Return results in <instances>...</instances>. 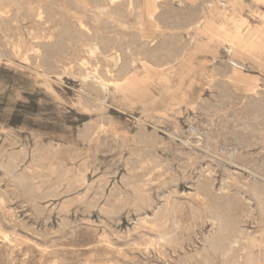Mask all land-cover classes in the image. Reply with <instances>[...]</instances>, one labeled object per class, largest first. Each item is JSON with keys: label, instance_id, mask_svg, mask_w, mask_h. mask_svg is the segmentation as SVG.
<instances>
[{"label": "rangeland", "instance_id": "374dc122", "mask_svg": "<svg viewBox=\"0 0 264 264\" xmlns=\"http://www.w3.org/2000/svg\"><path fill=\"white\" fill-rule=\"evenodd\" d=\"M135 1V10L125 7L126 0L120 1L122 5L118 2L112 8L117 6V10L107 9L112 15L107 11V15H100L92 0H24L21 6L12 7V14L0 10V264H243L245 259L237 258L243 252L225 257L213 254L208 247L207 238L217 230L211 223L208 205L197 197V189L203 184L213 194L211 198L207 196L210 202L217 198L223 203L228 197L229 202H241V208L249 200L242 205V211L248 215L244 211L240 229L244 236L264 241L261 211L257 202L242 190L254 183L264 190V0ZM35 4L45 8L46 24L38 22L33 12L30 14L29 9L37 8ZM79 5L83 10H79ZM68 14L74 16L72 21L76 16H84L92 27L102 16L99 20H103L102 25L106 21L105 33L132 52L136 53L140 46H151L159 56L169 48V42L168 45H174L169 49L179 48L181 57L165 67L153 63L145 67L139 58L133 57L128 78L131 80L127 82L136 89L115 80L128 53L123 62L116 64L106 54L98 57L101 61L97 65L91 60L99 75L94 78L90 73L86 77L92 68L84 69L81 63L82 59L87 60L84 38L71 44L58 35ZM159 14L155 20L154 15ZM200 15L204 24L190 25L189 20ZM135 19L140 21L134 22ZM52 33L49 39L47 36ZM32 49H39L41 55L35 59ZM100 62L105 65L100 66ZM79 68L81 71L76 74ZM108 71L114 76L110 77ZM82 179L85 182H79ZM140 195L146 196L157 209L166 203L175 209V225H166L175 233L169 240L157 239L150 222L152 213L149 212V222H144L145 212L133 201ZM262 245L264 242L261 255L256 252L257 264H264ZM115 250L121 253L117 255Z\"/></svg>", "mask_w": 264, "mask_h": 264}, {"label": "bare ground", "instance_id": "6f19581e", "mask_svg": "<svg viewBox=\"0 0 264 264\" xmlns=\"http://www.w3.org/2000/svg\"><path fill=\"white\" fill-rule=\"evenodd\" d=\"M55 1V0H54ZM88 1V0H87ZM120 1H122L123 2V0H92V3H93V7H95V10L101 15V14H104L103 12H105V11H107L108 12V10L107 9H112L115 5H117V3L118 2H120ZM125 1V0H124ZM135 1V0H134ZM22 2H24V0H0V10L1 9H3V10H6L4 13L5 14H7L8 12V14H12V13H10V11H11V9H12V7H14V6H21V4H23ZM51 2V1H50ZM122 2H120V4L122 3ZM136 2V1H135ZM228 2V1H227ZM236 2H238V1H236ZM25 3H27V2H25ZM52 3H53V1H52ZM68 3V2H67ZM73 3V2H72ZM91 3V4H92ZM138 2H136V4H137ZM231 3V2H230ZM77 4V3H76ZM90 4V3H89ZM120 4H118V5H120ZM221 4V3H220ZM32 5V4H31ZM33 5H34V3H33ZM36 5V4H35ZM71 5V4H70ZM78 5V4H77ZM122 5V4H121ZM125 5V4H124ZM124 5H123V7H124ZM24 6V5H23ZM26 6H29V5H26ZM72 6H74L75 7V3L74 4H72ZM90 6V5H89ZM230 6V5H229ZM30 7H32V6H30ZM36 7L37 8H35L34 10H31V9H29L30 10V14H31V12H33L32 13V16L34 15L35 16V19L37 18L38 19V22H41L42 23V21H44V16H46V18H47V14L46 15H44V13H46V10H45V8H43V6L42 5H36ZM67 7H68V5H67ZM76 7H78V6H76ZM117 7V6H116ZM115 7V8H116ZM120 7V6H119ZM122 7V8H123ZM125 7H127V9H134V2H133V0H126V6ZM137 7H138V5H137ZM48 8V7H47ZM69 8V7H68ZM67 8V9H68ZM70 8H71V6H70ZM80 8H82L80 5H79V10H83V9H80ZM114 8V9H115ZM121 8V7H120ZM140 8V7H139ZM157 8H158V5H157ZM194 8V7H193ZM230 8H232V6L230 7ZM94 9V8H93ZM114 9H112V10H114ZM138 9V8H137ZM72 10H75V9H73V7H72ZM85 10V9H84ZM92 10V9H91ZM91 10H89V11H91ZM116 10H117V8H116ZM123 10V9H122ZM135 10V9H134ZM88 11V10H87ZM110 11V10H109ZM118 11H119V9H118ZM137 11V10H136ZM193 11V10H192ZM198 11V10H197ZM49 12V11H48ZM79 12V11H78ZM80 12H82V11H80ZM93 12V14L95 13L94 11H92ZM97 12H96V14H97ZM110 12H112V11H110ZM123 12H125V11H123ZM138 12V11H137ZM190 12H191V10H190ZM201 12V11H200ZM19 13V12H18ZM50 13L51 14H53L52 13V10H50ZM49 13V14H50ZM72 13V12H71ZM77 13V12H76ZM87 12H85L84 14H86ZM119 13V12H118ZM136 13V12H135ZM140 13V12H139ZM193 13V12H192ZM197 13V12H196ZM205 13V12H204ZM24 14V13H23ZM25 14H27V16H28V13H25ZM48 14V15H49ZM98 14V15H99ZM105 14H106V12H105ZM104 14V15H105ZM108 14H110L109 12H108ZM115 14H116V12H115ZM115 14H113V16H115L116 17V15ZM121 15H122V12L120 13ZM119 14V15H120ZM137 14V13H136ZM198 14V13H197ZM98 16L97 17V19L95 20V23H96V25L94 26V27H92V26H90V25H87V23L85 22V19H84V16H76L75 18V21H72L73 20V18H74V16L72 15H67L68 17L66 18V19H64L63 20V22H61V23H63V27H62V30H59V31H61V32H59L60 34H58V35H60V37H61V39L64 41V40H68V41H70V43L72 42V43H80L81 42V38L83 39L84 38V40H85V44H86V52H85V50H84V52L86 53V55H87V60L86 59H82V65H83V68L84 67H91L92 68V70H90V71H92V72H89V74L86 76V77H90V73H92V76L94 77V78H97V76L99 75L98 74V68H97V66H94V65H97L96 63H98L99 61L98 60H100L98 57L99 56H101V55H104V54H106L107 56H109L110 58H111V61H114V63L116 64L117 63V61H121V62H123V57H124V54L126 53H128L127 54V57H128V59H127V61H125V65L124 66H122V68L119 66L118 68H121L120 70H119V72H118V75H116V82L117 81H121L122 83H123V85L125 84L126 86H129V88H131V89H136V86L135 85H132V84H129V82H127V79L129 78V74H131L130 73V69H131V66H132V64L134 63V61H133V57H137V58H139L138 60H139V62H141L142 64H143V66H148V65H151V63H153L154 65H157L158 67H162V66H168V65H170V64H172V63H174L175 61H177V59L179 58V57H181L180 56V52H178L179 51V48H178V46H177V50H170L169 48L171 47H173L172 45L170 46V44L168 45V43H167V46H169V48L167 49V48H165L164 49V54H161V55H157L156 54V52H155V49L154 50H151L150 48H151V46H150V44H149V46H150V48L149 47H141L140 46V48L138 49V51H136V53L135 52H132V50L129 48V47H127V46H122V45H118L117 43V41H115V40H113L111 37H109V35H107L106 33H105V27H103V25H105L104 23L106 22H104L103 23V25L100 23V20H99V18H101L102 16ZM107 15V14H106ZM110 15H112V14H110ZM118 15V16H119ZM125 15H126V13H125ZM140 15V14H139ZM138 15V16H139ZM162 15V14H161ZM171 15V14H170ZM188 15V14H187ZM1 16H3V15H1ZM23 16V15H22ZM31 16V17H32ZM52 16V15H51ZM137 16V17H138ZM155 16H160V14L159 15H154V19L155 20H157L156 18H155ZM189 16H190V14H189ZM188 16V17H189ZM17 17V16H16ZM15 17V18H16ZM94 17V16H93ZM105 17V16H104ZM108 17V16H107ZM112 17V16H111ZM110 17V18H111ZM120 17V16H119ZM122 17V16H121ZM125 17V16H124ZM162 17V16H161ZM187 16H186V18H188ZM14 18V17H13ZM21 18V17H20ZM23 18V17H22ZM33 18V17H32ZM51 18H53V17H51ZM163 18V17H162ZM170 18V17H169ZM183 18H184V16H183ZM34 19V18H33ZM105 19V18H104ZM113 19V18H112ZM111 19V20H112ZM164 19V18H163ZM9 20H13V19H9ZM48 20H49V18H48ZM52 20V19H51ZM108 20V19H107ZM136 20V19H135ZM167 20H168V18H167ZM1 21V20H0ZM7 21V20H6ZM102 22H103V20H101ZM124 21V20H123ZM123 21H121V22H123ZM139 21H140V19H139ZM139 21H134V22H139ZM158 21H159V19H158ZM161 21H163V20H161ZM181 21V20H180ZM188 20L186 19V22H187ZM191 21V22H190ZM45 22V21H44ZM43 22V23H44ZM110 22V21H109ZM133 22V23H134ZM163 22H166V20H164ZM168 22H169V20H168ZM172 22V21H171ZM170 22V23H171ZM189 22H190V25H203L204 24V22H205V20H204V18L200 15V16H197V17H192V19L191 20H189ZM9 23V22H8ZM23 23V22H22ZM41 23H39V24H41ZM47 23H49V21L47 22ZM169 23V24H170ZM184 23V22H183ZM10 24H11V22H10ZM38 24V25H39ZM45 24H46V22H45ZM44 24V25H45ZM111 24V23H110ZM137 24V23H136ZM140 24V23H139ZM158 24V23H157ZM160 24V23H159ZM166 24V23H165ZM168 24V25H169ZM178 24V23H177ZM176 24V25H177ZM180 24H181V22H180ZM184 24H186V23H184ZM9 25V24H8ZM13 25V24H12ZM12 25H9L10 27L12 26ZM30 25V24H29ZM29 25H27V26H29ZM36 25V24H35ZM34 25V26H35ZM38 25H36V27H38ZM75 25H76V27H75ZM111 25H114V22H113V24H111ZM170 25H172V24H170ZM169 25V26H170ZM187 25V24H186ZM31 26V25H30ZM47 26V25H46ZM136 26H138V25H136ZM164 26V25H163ZM167 26V25H166ZM178 26V25H177ZM192 26H190V27H192ZM13 27V26H12ZM111 27V26H110ZM168 27V26H167ZM170 27H172V26H170ZM170 27H169V29H170ZM174 28H175V25L173 26ZM172 27V28H173ZM179 27V26H178ZM182 27V26H181ZM190 27H189V29H190ZM250 27V26H249ZM108 28H109V26H108ZM50 29H52V27H50V28H48V30H50ZM153 29V28H152ZM158 29V28H157ZM185 29V28H184ZM259 29V28H258ZM264 29V28H263ZM180 30V29H179ZM117 31V30H116ZM3 32V31H2ZM240 32V31H239ZM258 32V31H257ZM155 33V32H154ZM164 34V33H163ZM172 35H174V34H172ZM253 35H255V34H253ZM46 36V35H45ZM44 36V37H45ZM59 37V36H57V35H54V37ZM137 36V35H136ZM146 36V35H145ZM165 36V35H164ZM166 36H168V35H166ZM175 36V35H174ZM190 36V35H189ZM13 37V36H12ZM41 37H42V35H41ZM49 39L50 38H52L53 37V33L52 34H50L49 36H47ZM55 37V38H56ZM59 37V38H60ZM113 37V36H112ZM134 37V36H133ZM155 37V36H154ZM169 37V36H168ZM172 37V36H171ZM176 37V36H175ZM179 37V36H178ZM178 37H176V39L178 38ZM255 37V36H254ZM152 38V37H151ZM179 38H181V37H179ZM238 38V37H237ZM16 39V38H15ZM47 39V38H46ZM46 39H44V40H46ZM120 39V38H119ZM129 39V38H128ZM131 39V38H130ZM136 39V38H135ZM156 39H157V37H156ZM164 39V38H163ZM174 39V38H173ZM251 39V38H250ZM19 40V39H18ZM54 40V39H53ZM52 40V41H53ZM56 40V39H55ZM132 40H134L133 38H132ZM167 40V39H166ZM175 40V39H174ZM181 40V39H180ZM36 41V40H35ZM40 41V40H39ZM42 41V40H41ZM59 41H61V40H59ZM59 41H57V44H58V42ZM62 41V43H63V45H65L64 43L65 42H63ZM146 41V40H145ZM147 41H149V40H147ZM153 40L151 39L149 42H152ZM164 41V40H163ZM172 41V40H171ZM177 41V40H176ZM175 41V42H176ZM191 41V40H190ZM33 42V41H32ZM174 41H172V43H173ZM181 42V41H180ZM187 42H188V40H187ZM40 43V42H39ZM61 43V44H62ZM71 43V44H72ZM122 43V42H121ZM126 43V42H125ZM141 43V42H140ZM145 43V42H144ZM143 43V44H144ZM147 43V42H146ZM159 43H162V42H159ZM171 43V42H170ZM182 43V42H181ZM184 43V42H183ZM182 43V44H183ZM36 44V43H35ZM46 44V43H45ZM44 44V45H45ZM47 44H48V42H47ZM57 44H56V47H57ZM120 44V43H119ZM124 44V43H123ZM142 44V43H141ZM140 44V45H141ZM148 44V43H147ZM175 44V43H174ZM179 44V43H178ZM184 44H186V43H184ZM235 44V43H234ZM251 44V43H250ZM34 45V44H33ZM37 45V44H36ZM40 45V44H39ZM43 45V46H44ZM51 45V44H50ZM59 45V44H58ZM62 45V46H63ZM70 45V44H69ZM160 45V44H159ZM180 45V44H179ZM189 45V44H188ZM235 45H237V44H235ZM251 45H253V44H251ZM38 46V45H37ZM42 46V47H43ZM47 48L46 49H48V46L47 45H45ZM53 46V45H52ZM73 46V45H72ZM76 46H77V44H76ZM82 46V45H81ZM161 46V45H160ZM159 46V47H160ZM162 46H164V44L162 45ZM176 46V45H175ZM181 46V45H180ZM185 46V45H184ZM246 46V45H245ZM248 46V45H247ZM39 47V46H38ZM82 47H84V46H82ZM155 47V46H154ZM165 47V46H164ZM253 47V46H252ZM65 48V47H64ZM67 48V47H66ZM70 48V47H69ZM78 48V47H77ZM81 48V47H80ZM152 48H153V45H152ZM175 48V47H174ZM181 48H183V47H181ZM180 48V49H181ZM242 48H244V47H242ZM249 48V47H248ZM248 48H245V49H248ZM12 49H14V48H12ZM44 49V48H43ZM51 49V48H50ZM54 49V48H53ZM60 49H61V47H60ZM159 49V48H158ZM156 50V51H159V50ZM162 49V48H161ZM244 49V50H245ZM252 49V48H251ZM33 50V53H34V57H35V59L36 58H38L41 54H40V51H39V49H32ZM59 49H57V48H55V51H58ZM61 50H63V49H61ZM77 50V49H76ZM136 50H137V47H136ZM230 50V49H229ZM250 50V49H249ZM248 50V51H249ZM49 51V50H48ZM65 51V50H64ZM68 51H71V49L70 50H68ZM161 51V50H160ZM181 51V50H180ZM212 51H214L213 49H212ZM227 51V50H226ZM42 53L44 52V50L43 51H41ZM51 52V51H50ZM49 52V53H50ZM72 52V51H71ZM70 52V53H71ZM74 52V51H73ZM72 52V53H73ZM81 52H82V50H81ZM247 52V51H246ZM32 53V52H31ZM56 52H54V54H55ZM59 53H61V51L59 52ZM64 53V52H63ZM75 53V52H74ZM84 53V54H85ZM162 53V52H161ZM204 53V52H203ZM212 53V52H211ZM216 53H218V52H216ZM216 53H214V54H216ZM14 54V53H13ZM28 54V53H27ZM45 54V53H44ZM43 54V55H44ZM48 54V53H47ZM46 54V57L47 56H49V54L47 55ZM51 54V53H50ZM58 54V53H57ZM159 54V53H158ZM30 55H32V54H30ZM70 55H72V54H70ZM75 55V54H74ZM78 55H80L79 53H78ZM77 54L75 55V56H78ZM212 55V54H211ZM211 55H209V56H211ZM231 55V54H230ZM233 55V54H232ZM15 56V55H14ZM61 56V55H60ZM81 56V55H80ZM105 56V55H104ZM234 56V55H233ZM28 57H29V55H28ZM44 57V56H43ZM53 57H54V55H53ZM127 57H125V58H127ZM159 57H160V59H159ZM212 57H214V56H212ZM240 57V56H239ZM67 58H69V57H67ZM231 58H233V57H231ZM230 58V59H231ZM30 59V58H29ZM44 59V58H43ZM47 59H49V58H47ZM46 59V60H47ZM62 59H64L63 58V56H62ZM190 59V58H189ZM203 59H204V57H203ZM212 59V58H211ZM91 60H93L94 61V65H91ZM126 60V59H125ZM43 62H44V60H42ZM48 61V60H47ZM51 61H53L52 59H51ZM63 61V60H62ZM101 61V60H100ZM188 61V60H187ZM241 62H242V60H240ZM34 62V61H33ZM37 61H35L34 63H36ZM39 62V61H38ZM58 62V61H57ZM56 62V63H57ZM195 62H197V61H195ZM200 62V61H199ZM233 62V61H232ZM239 62V61H238ZM34 63H33V65H34ZM42 63V62H41ZM45 63V62H44ZM43 63V64H44ZM48 63H50V62H48ZM51 63H53V62H51ZM55 63V62H54ZM61 63V62H60ZM101 63V62H100ZM179 63H181V62H179ZM202 63V62H201ZM230 63V62H229ZM59 64V63H58ZM64 64V63H63ZM120 64V63H119ZM178 64V63H177ZM186 64H188V62L186 63ZM239 64V63H238ZM247 64V63H246ZM37 65V64H36ZM39 65H40V63H39ZM45 65H47V63L45 64ZM54 65V64H53ZM81 65V64H80ZM102 65H105V63L103 64V63H101L100 64V66H102ZM121 65H122V63H121ZM141 65V64H140ZM180 65V64H179ZM214 65V64H213ZM231 65V64H230ZM41 66V65H40ZM39 66V67H40ZM61 66V65H60ZM100 66H99V68H100ZM181 66V65H180ZM228 66H229V64H228ZM249 66V65H248ZM53 67V66H52ZM177 67V66H176ZM175 67V68H176ZM185 67V66H184ZM196 67H197V65H196ZM241 67V66H240ZM253 67V66H252ZM36 68V67H35ZM45 68V67H44ZM47 66H46V70H47ZM54 68V67H53ZM64 68V67H63ZM81 68V67H80ZM80 68L77 70V72H76V74L79 72V70H80ZM82 68V69H83ZM144 68V67H143ZM183 68V67H182ZM181 68V69H182ZM188 68H190V67H188ZM215 68V67H214ZM228 68V67H227ZM251 68V67H250ZM41 69V68H40ZM52 69V68H51ZM85 69V68H84ZM180 69V70H181ZM230 69V68H229ZM239 69V68H238ZM256 69V68H255ZM44 70V69H43ZM65 70V69H64ZM166 70V69H165ZM179 70V71H180ZM184 70H186V69H184ZM45 71V70H44ZM52 71L54 72V70L52 69ZM81 71V70H80ZM101 71H103V75H104V70H101ZM117 70H115L114 72H116ZM139 71V70H138ZM163 71V70H162ZM172 71V70H171ZM193 71H195V70H193ZM214 71H216L215 69H214ZM225 71H227V70H225ZM46 72V71H45ZM51 72V71H50ZM75 72V71H74ZM82 72H84V71H82ZM106 72V71H105ZM143 72V71H142ZM153 72V71H152ZM168 72V71H167ZM174 72V71H173ZM192 72V71H191ZM190 72V73H191ZM228 72H231V71H228ZM49 73V72H48ZM62 73H63V71H62ZM85 73V72H84ZM175 73V72H174ZM193 73V72H192ZM196 73H197V71H196ZM226 73V72H225ZM71 74V73H70ZM69 74V75H70ZM100 74H101V72H100ZM148 74V73H147ZM170 74V73H169ZM182 74V73H181ZM216 74V73H215ZM228 74V73H227ZM235 74V73H234ZM44 76H47L46 74H43ZM72 75V74H71ZM108 75L110 76V77H113L114 75H112L111 74V71H108ZM137 75V74H136ZM218 75V74H217ZM229 75V74H228ZM236 75V74H235ZM240 75V74H239ZM58 76V75H57ZM105 76H107V75H105ZM171 76V75H170ZM196 76V75H195ZM227 76V75H226ZM240 76H242V75H240ZM36 77V76H35ZM75 77V76H74ZM133 77V76H132ZM135 77V76H134ZM152 77H154V76H152ZM182 77V76H181ZM189 77V76H188ZM193 77V76H192ZM198 77V76H197ZM262 77V76H261ZM78 78V77H77ZM101 78H102V76H101ZM107 78V77H106ZM139 78V77H138ZM138 78H136V79H138ZM169 78V77H168ZM213 78V77H212ZM246 78V77H245ZM46 79V78H45ZM103 79V78H102ZM104 79H105V77H104ZM141 79V78H140ZM170 79V78H169ZM215 79V78H214ZM93 80V79H92ZM129 80V79H128ZM130 80H131V77H130ZM129 80V81H130ZM173 80V79H172ZM230 80V79H229ZM43 81V80H42ZM47 81V80H46ZM89 81H91V80H89ZM93 81H95V80H93ZM150 81V80H149ZM216 81V80H215ZM233 81V80H232ZM261 81V80H260ZM263 81V80H262ZM134 82V81H133ZM183 82V81H182ZM198 82V81H197ZM227 82V81H226ZM251 82V81H250ZM95 83V82H94ZM99 83H101V82H99ZM120 83V82H119ZM118 83V84H119ZM191 83V82H190ZM189 83V84H190ZM213 83V82H212ZM228 83V82H227ZM246 83H248V82H246ZM84 85L86 84V83H83ZM88 84V83H87ZM96 84V83H95ZM94 84V85H95ZM116 84V83H115ZM114 84V85H115ZM91 85H92V83H91ZM97 85V84H96ZM102 85V84H101ZM120 85V84H119ZM118 85V86H119ZM150 85V84H149ZM44 86V85H43ZM88 86V85H87ZM98 86V85H97ZM191 86V85H190ZM117 87V86H116ZM93 88H95V90H98V89H96V87H93ZM264 88V87H263ZM86 89V88H85ZM89 89V88H88ZM140 89V88H139ZM46 90V89H45ZM87 90V89H86ZM92 90V89H91ZM91 90H90V92H91ZM188 90V89H187ZM47 91V90H46ZM89 91V90H88ZM93 91V90H92ZM99 91V90H98ZM106 91V90H105ZM123 91V90H122ZM256 91V90H255ZM47 92H49V91H47ZM259 92V91H258ZM52 93V92H51ZM96 93V92H95ZM147 93V92H146ZM258 94V93H257ZM263 94V93H262ZM261 94V95H262ZM53 95V94H52ZM97 95V94H96ZM95 95V96H96ZM120 95V94H119ZM125 95V94H124ZM123 95V96H124ZM182 95V94H181ZM249 95V94H248ZM252 95V94H251ZM136 96V95H135ZM146 96V95H145ZM264 96V95H263ZM101 98H102V95L100 96ZM122 97V96H121ZM251 97V96H250ZM260 97V96H259ZM57 98V97H56ZM55 98V99H56ZM81 98V97H80ZM125 98V97H124ZM146 98V97H145ZM175 98V97H174ZM254 98H256L255 96H254ZM263 98V97H262ZM130 99V98H129ZM176 99V98H175ZM189 99V98H188ZM215 99V98H214ZM248 99V98H247ZM250 99V98H249ZM252 99V98H251ZM257 99V98H256ZM259 99H261V98H259ZM83 100V99H82ZM126 100V99H125ZM145 100V99H144ZM253 100V99H252ZM258 100V99H257ZM86 101V100H85ZM90 101V100H89ZM92 101H93V99H92ZM127 101V100H126ZM135 101V100H134ZM133 101V102H134ZM262 101H264V100H262ZM140 102V101H139ZM170 102V101H169ZM186 102V101H185ZM184 102V103H185ZM255 102H257V101H255ZM254 102V103H255ZM137 103V102H136ZM160 103V102H159ZM158 103V104H159ZM164 103V102H163ZM167 103H168V101H167ZM179 104V103H178ZM82 105H84L83 104V102H82ZM164 105V104H163ZM256 105V104H255ZM95 106V105H94ZM130 106V105H129ZM159 106H161V105H159ZM159 106H157L158 107V109H159ZM90 107H92L91 105H90ZM98 107V106H97ZM172 107V106H171ZM170 107V108H171ZM194 107V106H193ZM259 107V106H258ZM264 107V106H263ZM95 108V107H94ZM142 108V107H141ZM139 109V108H138ZM161 109V108H160ZM259 109H260V107H259ZM95 110V109H94ZM132 110V109H131ZM151 110V109H150ZM90 111V110H89ZM93 111V110H92ZM145 111H146V109H145ZM148 111V110H147ZM264 111V110H263ZM144 112V111H143ZM170 113V112H169ZM181 113V112H180ZM260 113V112H259ZM149 114V113H148ZM260 115V114H259ZM261 116H263V114L261 115ZM102 117V116H101ZM100 117V119H102ZM157 119V118H156ZM97 121V119L95 120V122ZM103 121V120H102ZM140 121V120H139ZM156 121V120H155ZM138 122V121H137ZM142 122V121H141ZM94 124V123H93ZM92 124V125H93ZM126 124V123H125ZM143 124V123H142ZM95 125V124H94ZM118 125V124H117ZM122 125V124H121ZM140 125V124H139ZM138 126V125H137ZM260 126H261V124H260ZM88 127H90V125L88 124ZM94 127V126H93ZM95 127H96V125H95ZM178 127V126H177ZM262 127V126H261ZM100 128V127H99ZM140 128H142V127H140ZM144 128V127H143ZM264 128V127H263ZM85 129V128H84ZM92 129V128H91ZM98 129V128H97ZM103 129V128H102ZM138 129V128H137ZM145 129V128H144ZM178 129V128H177ZM253 129V128H252ZM86 130H87V128H86ZM95 130V129H94ZM99 130H101V129H99ZM140 130H142V129H140ZM139 130V131H140ZM255 130H258V129H255ZM79 131V130H78ZM85 131V130H84ZM130 131V130H129ZM144 131V130H143ZM178 131V130H177ZM259 131V130H258ZM257 131V132H258ZM263 131V130H262ZM90 132V131H89ZM196 132V131H195ZM215 132V131H214ZM254 132V131H253ZM261 132V131H260ZM264 132V131H263ZM262 132V133H263ZM85 133H87V132H85ZM84 133V134H85ZM91 133V132H90ZM116 133V132H115ZM135 133H137L136 131H135ZM192 133V132H191ZM194 133V132H193ZM211 133V132H210ZM81 134V133H80ZM89 134V133H88ZM87 134V135H88ZM99 134V133H98ZM144 134H145V131H144ZM169 134V133H168ZM206 134V133H205ZM208 134H209V132H208ZM86 135V136H87ZM100 135V134H99ZM137 135V137H138V134H136ZM151 135H153V134H151ZM177 135V134H176ZM211 135V134H210ZM259 135H260V133H259ZM84 136V135H83ZM85 136V137H86ZM91 136V135H90ZM194 136V135H193ZM192 136V137H193ZM208 136V135H207ZM212 136V135H211ZM77 137H79V136H77ZM82 137V136H81ZM80 137V138H81ZM93 137H95V136H93ZM99 137V136H98ZM134 137V136H133ZM144 137V136H143ZM148 137H150L149 135L147 136V138ZM154 137V136H153ZM152 137V138H153ZM169 137V136H168ZM199 137V136H198ZM214 137V136H213ZM250 137V136H249ZM140 138H141V136H140ZM147 138H145V140L147 139ZM155 138V137H154ZM176 138V137H175ZM76 139H78V138H76ZM82 139V138H81ZM80 139V140H81ZM96 139V138H95ZM143 139V138H142ZM172 139V138H171ZM242 139V138H241ZM87 140H90V139H87ZM139 140V139H138ZM144 140V139H143ZM181 140V139H180ZM206 140V139H205ZM212 140V139H211ZM237 140V139H236ZM249 140V139H248ZM93 141H94V139H93ZM149 141H153V139H151V140H149ZM197 141V140H196ZM208 141V140H207ZM154 142V141H153ZM153 142H151V143H153ZM184 142V141H183ZM214 142V141H213ZM258 142V141H257ZM137 143V142H136ZM143 143H145V141H143ZM187 143V142H186ZM209 143V142H208ZM211 143V142H210ZM255 143V142H254ZM134 144V143H133ZM142 144V143H141ZM157 144V143H156ZM213 144V143H212ZM251 144V143H250ZM249 144V145H250ZM256 144V143H255ZM137 145V144H136ZM144 146H145V144H143ZM142 145V146H143ZM147 145V144H146ZM154 147V146H153ZM214 147V146H213ZM216 147V146H215ZM264 147V146H263ZM148 147H146V149H147ZM151 148V147H150ZM224 148V147H223ZM208 149V148H207ZM150 150V149H149ZM215 150V149H214ZM23 152V151H22ZM150 152V151H149ZM212 152V151H211ZM227 152V151H226ZM241 152V151H240ZM37 153V152H36ZM134 153V152H133ZM144 153H146V152H144ZM213 153H215V152H213ZM247 153V152H246ZM137 154V153H136ZM141 154V153H140ZM149 154V153H148ZM151 154V153H150ZM220 154V153H219ZM135 155V154H134ZM209 155V154H208ZM212 155V154H211ZM246 155V154H245ZM132 156V155H131ZM139 157V156H138ZM151 156H149V158H150ZM225 157H227V156H225ZM145 158V157H144ZM143 158V159H144ZM244 158V157H243ZM11 159V158H10ZM9 159V160H10ZM146 159V158H145ZM242 159V158H241ZM34 160V159H33ZM129 160V159H128ZM139 160V159H138ZM165 160V159H164ZM231 160V159H230ZM240 160V159H239ZM14 161V160H13ZM39 161V160H38ZM44 161V160H43ZM127 161V160H126ZM131 161V160H130ZM140 161V160H139ZM192 161V160H191ZM235 161V160H234ZM241 162H243V160H240ZM224 162H226V161H224ZM40 163V162H39ZM127 163H128V161H127ZM237 163H238V161H237ZM240 163V162H239ZM244 163H246V162H244ZM249 163V162H248ZM7 164H9V162H7L6 163V165ZM41 164V163H40ZM125 164V163H124ZM6 165H4V166H6ZM11 165H13V164H11ZM192 165V164H191ZM247 165V164H246ZM255 165H256V163H255ZM80 166V165H79ZM156 166V165H155ZM163 166V165H162ZM14 168V166H10V168ZM42 167V166H41ZM157 167V166H156ZM168 167V166H167ZM252 167V166H251ZM256 167H257V165H256ZM6 168V167H5ZM9 168V169H10ZM16 168H17V166H16ZM15 168V169H16ZM151 168V167H150ZM259 168V167H258ZM264 168V167H263ZM8 169V168H7ZM66 169V168H65ZM152 169V168H151ZM154 169V168H153ZM254 169V168H253ZM255 169H257V168H255ZM56 170V169H55ZM259 170H261V168L259 169ZM69 171V170H68ZM130 171V170H129ZM243 171H245V170H243ZM13 172V171H12ZM76 172V171H75ZM161 172V171H160ZM259 172H261V171H259ZM263 172V171H262ZM71 173V172H70ZM131 173V172H130ZM147 173V172H146ZM210 173V172H209ZM257 173H258V171H257ZM19 174V173H18ZM66 174V173H65ZM67 174H68V172H67ZM172 174V173H171ZM259 174V173H258ZM264 174V173H263ZM10 175V174H9ZM175 175V174H174ZM210 175V174H209ZM17 176V175H16ZM20 176V175H19ZM173 176V175H172ZM211 176V175H210ZM242 176V175H241ZM72 177H73V175H72ZM81 177V176H80ZM132 177V176H131ZM146 177H147V175H146ZM27 178V177H26ZM83 178V177H82ZM138 178V177H137ZM140 178V177H139ZM200 178V177H199ZM228 178V177H227ZM245 178V177H244ZM17 179H19V178H17ZM16 179V180H17ZM71 179V178H70ZM77 179V178H76ZM75 179V180H76ZM85 179V178H84ZM132 179V178H131ZM201 179H202V177H201ZM205 179V178H204ZM207 179H209V178H207ZM229 179V178H228ZM231 179V178H230ZM21 180V179H20ZM23 180H24V178H23ZM128 180V179H127ZM133 180V179H132ZM147 180V179H146ZM206 180V179H205ZM212 180V179H211ZM69 181V180H68ZM82 182L83 183V181L85 182V180H79V182ZM131 181V180H130ZM171 181H172V179H171ZM207 181V180H206ZM209 181V180H208ZM207 181V183L209 184V182ZM21 182H23V181H21ZM78 182V181H77ZM126 182H128V181H126ZM143 182V181H142ZM205 182V181H204ZM203 182V183H204ZM225 182V181H224ZM224 182L222 181V183L224 184ZM240 182V181H239ZM23 183H25V181L23 182ZM27 183V182H26ZM69 183V182H68ZM166 183V182H165ZM200 183H201V181H200ZM202 183V184H203ZM214 183V182H213ZM221 183V184H222ZM242 183V182H241ZM131 184V183H130ZM138 184V183H137ZM198 184V183H197ZM212 184V183H211ZM243 185V184H242ZM261 185V184H260ZM10 186H11V183H10ZM26 186V185H25ZM25 186H23V187H25ZM197 186V185H196ZM199 186V185H198ZM212 186V185H211ZM226 187H227V184L225 185ZM22 187V188H23ZM221 187V186H220ZM224 187V186H223ZM226 187H225V189H226ZM28 188V187H27ZM27 188H25V189H27ZM126 188V187H125ZM135 188V187H134ZM142 188V187H141ZM263 188V187H262ZM258 184H256V183H254L253 185H251V186H249V184L248 185H245L244 186V188L242 187V190H243V192L244 193H246V194H248V196L249 197H251L252 199H254L256 202H257V206H258V208L260 209V211H261V217H262V224H263V229H262V237H264V190L262 189ZM98 189V188H97ZM127 189V188H126ZM228 189H230V188H228ZM21 190V189H20ZM28 190V189H27ZM130 190V189H129ZM135 190V189H134ZM218 190H221V189H218ZM26 191V190H25ZM235 191V190H234ZM130 192V191H129ZM131 192H132V190H131ZM223 192H225L224 190H223ZM222 192V193H223ZM233 192V191H232ZM237 192V191H236ZM128 193V192H127ZM145 193V192H144ZM197 197L198 198H200V200H202L203 201V203L204 204H206V205H208L207 207H209V209H208V211H209V214H210V219H211V223H213V226L216 228L215 230H217V232H216V234H214L213 236H211V237H209V238H207V244H208V247L213 251V254H215V253H219L220 255H222V256H225V257H228V255L229 254H231L232 255V253H234L235 255H237V253H236V251H238V252H243V255H241V256H239V254L237 255V258H239V257H241L242 259L244 258L245 260H244V262H243V264H257V260H258V256H257V253H261V251H262V247H261V243H263L264 241L262 240V242L260 241V240H257V239H255V237H252V236H250V238H249V236H244V233L242 232V230L240 229V223H241V221H243V220H241V218H243L244 216H245V213H244V211L245 210H243L242 211V205H244L243 203H242V205H241V208L239 207V205H240V203H239V205H238V203L237 204H235L234 202H229L228 201V197H227V200L226 201H228V203L226 202V201H224L223 203H221V202H219L218 200H217V198H216V200L214 199V200H212L211 202H210V200H208L207 199V196L209 195H211L212 194V192L210 193V188H209V186L207 185V184H203V185H201L198 189H197ZM214 193V192H213ZM222 193H221V195H222ZM226 193H228V190H227V192ZM132 194V193H131ZM218 194L220 195V193L218 192ZM233 194H235L234 192H233ZM233 194H232V196H233ZM213 195V194H212ZM226 195V194H225ZM230 195V194H229ZM130 196V195H129ZM165 196V195H164ZM167 196V195H166ZM192 196H194L193 194H192ZM216 196H217V194H216ZM228 196V195H227ZM238 196H239V194H238ZM123 197H124V195H123ZM190 197V196H189ZM213 197V196H212ZM221 197V196H220ZM223 197V196H222ZM237 197V196H236ZM235 197V198H236ZM242 197V196H241ZM127 198H128V196H127ZM172 198V197H171ZM209 198V197H208ZM210 198H211V196H210ZM209 198V199H210ZM214 198H215V196H214ZM231 198V197H230ZM234 198V197H233ZM124 199H126V196L124 197ZM124 199H122V200H124ZM129 199V198H128ZM127 199V200H128ZM132 199V198H131ZM166 199V198H165ZM168 199V198H167ZM193 199V198H192ZM213 199V198H212ZM221 199V198H220ZM224 199V198H223ZM238 199H239V197H238ZM133 200V199H132ZM164 200V199H163ZM230 200V199H229ZM232 200V199H231ZM241 200V199H240ZM133 201H135L136 202V204H138V206H139V209L140 210H143L145 213V218L143 219L144 220V222L145 223H148L149 222V212L150 213H152L153 214V216L151 217V219H150V222L153 224V231H155V233H156V235L158 236V240H159V242H160V240H165L166 241V239H168L169 240V237L171 236V234L173 233V230H169L168 229V227L166 226L167 225V223L168 222H172L173 223V225H175V223L173 222V216H174V214H175V209L169 204V203H166L165 205H163V203H162V205L164 206V207H158V209H157V206L155 205V204H151V202H150V200L146 197V196H142V195H140V196H137V197H135V199L133 200ZM194 201V200H193ZM201 201V202H202ZM223 201V200H222ZM210 202V203H209ZM249 203L250 201L248 200V201H246V203ZM125 203H127V202H125ZM165 203V202H164ZM172 203V202H171ZM246 203H245V205H246ZM247 203V204H248ZM161 205V204H160ZM244 205V206H245ZM122 206H123V204H122ZM125 206V205H124ZM178 207V206H177ZM181 207V206H180ZM200 207H201V205H200ZM249 207V206H248ZM121 208V207H120ZM246 208V207H245ZM244 208V209H245ZM257 208V209H258ZM194 209V208H193ZM121 210H122V208H121ZM112 211V210H111ZM114 211V210H113ZM205 211H207V210H205ZM251 211H253V209L251 210ZM246 212V211H245ZM193 213H194V210H193ZM204 213V212H203ZM208 213V212H207ZM251 213V212H250ZM199 215V214H198ZM248 214H247V212H246V216H247ZM251 216V215H250ZM205 217V216H204ZM252 217V216H251ZM142 218V217H141ZM203 218V217H202ZM206 218V217H205ZM208 219V218H207ZM209 219V220H210ZM142 220V219H141ZM142 220V221H143ZM205 220V219H204ZM248 220V219H247ZM253 220V219H252ZM137 221H140L139 220V218H138V220ZM203 221V220H202ZM243 224V223H242ZM245 224V223H244ZM139 225V224H138ZM141 225V224H140ZM212 225V224H211ZM210 225V226H211ZM176 228V227H175ZM135 229V228H134ZM182 229V228H181ZM191 229V228H190ZM211 230V229H210ZM213 230V229H212ZM175 231V230H174ZM148 232V231H147ZM189 232V231H188ZM187 232V233H188ZM207 232H208V230H207ZM185 233H186V230H185ZM173 234H175V233H173ZM142 235V234H141ZM186 235V234H185ZM252 235V234H251ZM255 235V234H254ZM136 236H137V234H136ZM202 236V235H201ZM148 237V236H147ZM105 238V237H104ZM181 238V237H180ZM183 238V237H182ZM190 238V237H189ZM155 239V238H154ZM154 239H152V240H154ZM102 240H104V239H102ZM151 240V241H152ZM100 241V240H99ZM140 241V240H139ZM154 241H156V240H154ZM174 241V240H173ZM183 241V240H182ZM106 242V241H105ZM171 242V241H170ZM169 242V243H170ZM178 242V241H177ZM101 243V242H100ZM102 243H104V241H102ZM108 243V242H107ZM132 243V242H131ZM137 243V242H136ZM140 243H142V242H140ZM149 243V242H148ZM162 243H164V242H162ZM128 244V243H127ZM135 244V243H134ZM150 244V243H149ZM173 244V243H172ZM174 244H175V242H174ZM206 244V245H207ZM104 245V244H103ZM151 245V244H150ZM165 245V244H164ZM167 245V244H166ZM177 245V244H176ZM180 245V244H179ZM96 246V245H95ZM94 246V247H95ZM101 246V245H100ZM100 246H97V247H100ZM139 246V245H138ZM152 246V245H151ZM151 246H149V247H151ZM156 246V245H155ZM193 246V245H192ZM262 246H264V245H262ZM88 247V246H87ZM92 247H93V245H92ZM96 247V248H97ZM107 247V246H106ZM105 247V248H106ZM135 247V246H134ZM149 247H147V248H149ZM90 248H91V246H90ZM140 248V247H139ZM143 248L145 249V246H143ZM115 249V248H114ZM141 249V248H140ZM152 249V248H151ZM174 249H175V246H174ZM157 250V249H156ZM171 250V249H170ZM94 251V250H93ZM109 251H111V250H109ZM113 251V250H112ZM120 251V250H119ZM160 251V250H159ZM158 251V252H159ZM206 251V250H205ZM211 251V252H212ZM115 252H116V250H115ZM157 252V253H158ZM257 252V253H256ZM91 253V252H90ZM111 253V252H110ZM119 253H121V252H119ZM119 253H117L116 252V254L118 255ZM94 254V253H93ZM116 254H114V255H116ZM159 254H161V253H159ZM202 254H203V252H202ZM212 254V253H211ZM92 255V254H91ZM196 255V254H195ZM261 255V254H260ZM55 256V255H54ZM87 256V255H86ZM90 256V255H89ZM161 256H163V255H161ZM106 257H108V256H106ZM115 257V256H114ZM89 258V257H88ZM109 258V257H108ZM116 258V257H115ZM120 258V257H119ZM191 258V257H190ZM206 258V257H205ZM221 258V257H220ZM224 258V257H223ZM231 258H233L232 256H231ZM57 259V258H56ZM92 259V258H91ZM94 259H97V257L96 258H94ZM184 259V258H183ZM188 259V258H187ZM213 259V258H212ZM53 260V259H52ZM82 260H84V258H82ZM233 260V259H232ZM50 261V260H49ZM86 261V260H85ZM178 261V260H177ZM180 261V260H179ZM187 261V260H186ZM188 261H190V260H188ZM197 261H199V260H197ZM234 261V260H233ZM52 262V261H51ZM55 262V261H54ZM65 262V261H64ZM88 262V261H87ZM101 262V261H100ZM112 262H113V260H112ZM195 262V261H194ZM229 262V261H228ZM53 263V262H52ZM70 263V262H69ZM83 263V262H82ZM85 263V262H84ZM102 263H104V262H102ZM190 263V262H189ZM56 264V263H55ZM78 264V263H77ZM80 264V263H79ZM97 264V263H96ZM104 264H106V263H104ZM181 264V263H180ZM187 264V263H186Z\"/></svg>", "mask_w": 264, "mask_h": 264}]
</instances>
